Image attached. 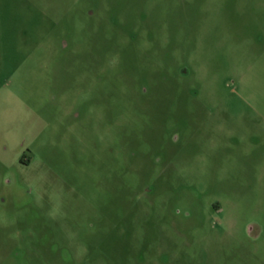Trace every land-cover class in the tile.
I'll list each match as a JSON object with an SVG mask.
<instances>
[{"label":"rangeland","instance_id":"374dc122","mask_svg":"<svg viewBox=\"0 0 264 264\" xmlns=\"http://www.w3.org/2000/svg\"><path fill=\"white\" fill-rule=\"evenodd\" d=\"M0 264H264V0H0Z\"/></svg>","mask_w":264,"mask_h":264},{"label":"flooded vegetation","instance_id":"af4514ba","mask_svg":"<svg viewBox=\"0 0 264 264\" xmlns=\"http://www.w3.org/2000/svg\"><path fill=\"white\" fill-rule=\"evenodd\" d=\"M21 162L24 163V164H29L28 161H25V160H23V159L21 160Z\"/></svg>","mask_w":264,"mask_h":264}]
</instances>
